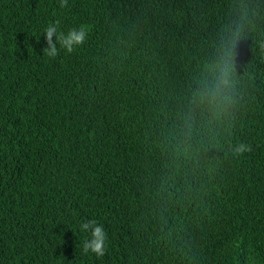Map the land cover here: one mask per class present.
<instances>
[{
    "label": "trees",
    "instance_id": "16d2710c",
    "mask_svg": "<svg viewBox=\"0 0 264 264\" xmlns=\"http://www.w3.org/2000/svg\"><path fill=\"white\" fill-rule=\"evenodd\" d=\"M59 4L0 0V264H264V0ZM56 20L88 36L52 58Z\"/></svg>",
    "mask_w": 264,
    "mask_h": 264
},
{
    "label": "clouds",
    "instance_id": "9594fccd",
    "mask_svg": "<svg viewBox=\"0 0 264 264\" xmlns=\"http://www.w3.org/2000/svg\"><path fill=\"white\" fill-rule=\"evenodd\" d=\"M68 0H60V7H66ZM60 21L56 20L46 26L43 33L47 46L42 49L44 55L55 58L62 48L67 53H72L75 49L83 45L88 36L87 26L70 28L66 33L59 29ZM55 37V41L53 40ZM59 44L60 48L57 47ZM206 71L210 79L206 82L203 90H198L196 96L201 102L207 101L209 104L223 97L233 86L232 57L227 47V41L221 48L218 58L209 64ZM249 146L239 143L233 148L236 155L249 151ZM80 231L89 234L82 245L85 254L94 253L97 257L103 256L106 249L107 234L104 226L95 219H87L79 225Z\"/></svg>",
    "mask_w": 264,
    "mask_h": 264
}]
</instances>
